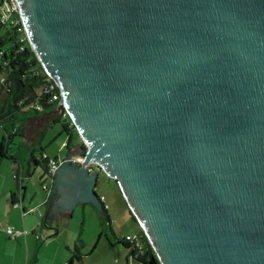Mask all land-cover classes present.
Wrapping results in <instances>:
<instances>
[{
    "label": "water",
    "instance_id": "1",
    "mask_svg": "<svg viewBox=\"0 0 264 264\" xmlns=\"http://www.w3.org/2000/svg\"><path fill=\"white\" fill-rule=\"evenodd\" d=\"M13 1L80 138L44 217L100 169L159 264H264V0Z\"/></svg>",
    "mask_w": 264,
    "mask_h": 264
},
{
    "label": "rangeland",
    "instance_id": "2",
    "mask_svg": "<svg viewBox=\"0 0 264 264\" xmlns=\"http://www.w3.org/2000/svg\"><path fill=\"white\" fill-rule=\"evenodd\" d=\"M37 123L38 119L30 122L26 133L28 140L34 136ZM59 130L60 124L55 121L50 123L42 137L32 143H28L27 140H25L26 143H19V137H14L9 150L18 156L22 168V177L17 184L12 179L13 170L8 168L6 159L0 161V186L3 181L1 179L3 172L6 178L11 179V191L17 198L20 183L24 188L22 199L24 207L19 202L8 205L5 198L8 190L0 198V264H58L62 260L61 264H68L67 258L75 249L74 246L77 247L79 258L73 257L70 264H137L135 258L128 252V248L114 238L115 236L133 235L141 227L128 212V205L119 195L115 181L102 170L98 172L94 189L100 195L106 208L109 222L89 201H76L68 209L67 216L63 213L60 215L56 213L51 214L50 217H44L47 204L43 201L47 193L40 186V181L46 177L38 165L28 160V155L30 151L38 155V144L40 143L49 156L62 157L67 150L62 145L65 134ZM1 132L0 126V134ZM79 140L78 134L72 135L73 142ZM27 170L28 173H26ZM22 218L25 224L22 223ZM31 222L33 223L29 224ZM6 224L11 225L12 228L20 227L19 229L25 232L29 230V225L34 227L28 243L27 260L23 255L25 254L23 246H21L22 236L18 233L15 237L9 236L4 230ZM34 233L37 234L36 239H34ZM107 237L112 241L111 245L107 243ZM94 242L95 245L92 247ZM67 250L65 256L64 253ZM31 253L32 256H30Z\"/></svg>",
    "mask_w": 264,
    "mask_h": 264
},
{
    "label": "trees",
    "instance_id": "3",
    "mask_svg": "<svg viewBox=\"0 0 264 264\" xmlns=\"http://www.w3.org/2000/svg\"><path fill=\"white\" fill-rule=\"evenodd\" d=\"M12 1L0 0V126L2 128L0 161L6 159V161L18 162V156L10 152L9 145L14 141V137H19V143H26L27 129L33 120L38 119V126L34 132L36 138L30 142L27 141L28 143L42 137L50 123L55 121L60 124L59 132L65 134L66 147L71 143L72 135L76 136L77 133L64 108L57 104L58 96L51 98L52 93H57V87L49 86L50 79L46 78L39 61L29 47L20 22L12 23L6 20V17L17 16V11L9 9ZM1 15H4L5 19H1ZM39 118L42 119L39 120ZM81 148L82 151L85 148L82 142ZM38 156L39 159L35 158L34 153L30 151L28 160L36 163L39 161L43 169L48 157H56V155L49 156L43 152L40 143L38 144ZM14 173L15 176L12 174L11 176L17 183L21 178L18 172L14 171ZM13 201V194L10 192V203L12 204ZM128 212L135 219L129 208ZM101 214L109 222L104 204ZM134 236L136 244L126 235L115 236L114 239L128 248V252L135 258L137 264H159L142 230L139 229ZM107 243L111 245L112 241L108 238ZM94 245L95 242L92 247ZM74 248L77 250L76 246Z\"/></svg>",
    "mask_w": 264,
    "mask_h": 264
},
{
    "label": "crops",
    "instance_id": "4",
    "mask_svg": "<svg viewBox=\"0 0 264 264\" xmlns=\"http://www.w3.org/2000/svg\"><path fill=\"white\" fill-rule=\"evenodd\" d=\"M2 133V132H1ZM1 135V134H0ZM34 138H36V134H34V137H33V139H27V141H31V140H34ZM43 152H45L44 150H43ZM47 154V153H46ZM48 155V154H47ZM37 154H34V157L35 158H37ZM53 156H55V155H53ZM57 157V156H56ZM59 158H61V157H59ZM38 159H39V156H38ZM35 165H38L39 167H40V169L42 170V168H41V163L38 161V163H36V162H34V161H32ZM7 163H8V165H9V167L8 168H10V169H12L13 170V172L14 171H16V172H18V175L20 176V178L22 177V168H21V164H20V160L18 161V162H10V161H7ZM40 170V171H41ZM26 173H28V170H27V172ZM2 174V177H1V179L3 180L2 182H1V186H0V198H1V196H2V194H4V192L5 191H7L8 190V193H7V196L5 197L6 199H7V201H8V205L10 206L11 205V203H10V192H12L11 191V179L9 178H6V176L3 174V172L1 173ZM12 179H13V177H12ZM21 180V179H20ZM114 180V179H113ZM13 181H14V179H13ZM14 183L15 184H17L15 181H14ZM116 183V182H115ZM117 185V184H116ZM19 189H20V192H19V197L17 198L16 196H15V193L14 192H12V194H13V200H17L23 207H24V205H23V203H22V199H23V185L21 186V187H19ZM117 189H118V186H117ZM118 191H119V189H118ZM118 193H120V191L118 192ZM119 195H121V193L119 194ZM121 197H122V195H121ZM101 199V198H100ZM122 199H123V197H122ZM123 201H124V199H123ZM43 202H46V199L43 201ZM125 202V201H124ZM51 214H52V212H50V216H51ZM10 216H12V215H10ZM23 217V216H22ZM12 219V218H11ZM35 221V220H34ZM33 221V222H34ZM33 222H31V223H29V224H32ZM22 223H24L25 224V222H24V220H23V218H22ZM14 228H16L19 232H18V235H21L22 236V238H23V244H21V242H20V244H21V246H23V250H24V253L25 254H23L24 256H25V258H26V260H27V258H28V256H29V248H28V243H29V241H30V239H31V233L32 232H34V227L32 226V225H29V230L28 231H23L22 232V230H20L19 228L20 227H14ZM23 228H25L24 226H23ZM5 232V231H4ZM35 234V238L34 239H36V237H37V234L36 233H34ZM16 236V234L13 236V237H15ZM19 244V245H20ZM67 246V245H66ZM67 252H68V250L67 251H65V256H66V254H67ZM30 256H32V253H31V255ZM63 257H64V255H62ZM63 262V260L62 261H59V263L58 264H61Z\"/></svg>",
    "mask_w": 264,
    "mask_h": 264
},
{
    "label": "built area",
    "instance_id": "5",
    "mask_svg": "<svg viewBox=\"0 0 264 264\" xmlns=\"http://www.w3.org/2000/svg\"><path fill=\"white\" fill-rule=\"evenodd\" d=\"M9 9H13V10L17 11V7H16V4H15L14 1H12L11 4L9 5ZM1 19H5V16L1 15ZM6 20H8L9 22H12V23H15V22L19 21L20 24H21V21H20L19 15H18V11H17V16L16 17H6ZM21 26H22V24H21ZM23 33H24V31H23ZM24 36H25V33H24ZM46 78L50 79V81H49V86L50 87H52V86H56L57 87V84H56L55 80L53 78H51L48 74H46ZM57 96H58L57 104L61 105V103L59 101V90H58V87H57V93H52L51 94V98H56ZM65 142L66 141H65V138H64L62 140V145H65ZM42 155H44V154L42 153ZM60 159L61 158H58V157H48L46 159L45 170L48 173V176H49L50 179H52V174H53V172H54V170H55V168H56V166H57V164H58ZM71 159H74L77 162H79L81 160V157L79 159L71 157ZM91 164L92 163H87L85 165L90 168ZM12 176H15L14 172L12 173ZM41 186L46 189V193H47L48 192V188H47L46 184L42 183ZM98 196L100 198V195H98ZM12 203L17 204L18 201L14 200ZM4 230L7 232V234L9 236H14L16 233L19 232L18 230H15L14 228H12V226L9 225V224L4 225ZM22 232H23V230H22ZM126 237L129 238L130 240L131 239L134 240V238H135L134 234L133 235H126ZM134 243L136 244V240H134Z\"/></svg>",
    "mask_w": 264,
    "mask_h": 264
},
{
    "label": "flooded vegetation",
    "instance_id": "6",
    "mask_svg": "<svg viewBox=\"0 0 264 264\" xmlns=\"http://www.w3.org/2000/svg\"><path fill=\"white\" fill-rule=\"evenodd\" d=\"M79 141H80V140H79ZM79 141L73 142L72 139H71V143H69L68 147L65 146L66 144L63 145V146H65V147H66V150H68V149H70L74 144H76V143L79 142ZM81 149H82V148H80V150H79L80 152L82 151ZM37 159H38V156H37ZM71 160H74V159H71ZM77 163H78V162H77ZM42 167H43V165H41V168H42ZM94 167L96 168V165H95V164H91V165H90V169H94ZM99 170H100V169H98V172H99ZM41 172L45 175L46 178H43V179L40 181V186H41L42 183H45L46 186H47V188H48V191H49L50 186H51V183H52V179L49 178L48 173L46 172L45 168H44V169L42 168ZM97 175H98V174H97ZM41 187H42V186H41ZM42 188H43V187H42ZM43 189L46 191L45 188H43ZM74 253L77 254V256L79 255L78 251H76L75 249H73L72 252H71V254H70V256L67 258V262H68V264L71 263V260H72L73 257H74V258H79V257H77Z\"/></svg>",
    "mask_w": 264,
    "mask_h": 264
}]
</instances>
